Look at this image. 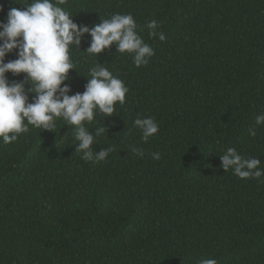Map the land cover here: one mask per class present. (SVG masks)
<instances>
[{
    "label": "trees",
    "instance_id": "obj_1",
    "mask_svg": "<svg viewBox=\"0 0 264 264\" xmlns=\"http://www.w3.org/2000/svg\"><path fill=\"white\" fill-rule=\"evenodd\" d=\"M32 2L0 0V22ZM52 2L89 28L131 14L154 55L136 67L115 44L85 52L88 34L70 46L69 95L84 92L98 63L129 89L112 116L84 122L106 128L92 145L114 148L104 161L81 158L76 127L62 118L54 130L29 125L14 142L0 139V264H264V176L220 167L235 148L264 168V125L248 135L264 113V0ZM153 19L164 41L149 36ZM146 117L159 131L144 142L134 120Z\"/></svg>",
    "mask_w": 264,
    "mask_h": 264
},
{
    "label": "clouds",
    "instance_id": "obj_2",
    "mask_svg": "<svg viewBox=\"0 0 264 264\" xmlns=\"http://www.w3.org/2000/svg\"><path fill=\"white\" fill-rule=\"evenodd\" d=\"M65 0H59L64 3ZM3 7L0 6V12ZM72 15L56 6L52 0H33L23 9L11 8L6 22H0V139L4 144L14 142L19 134L27 133L29 125L41 130H54L56 118H62L68 125L76 127L75 151L82 153L85 161H104L114 148L92 151L96 137L103 134L105 127L90 132L84 122H92L98 111L112 116L115 105L125 103L129 89L114 76L108 68L98 63L89 69L90 78L83 93L69 95L71 87L64 82L69 79L70 69H76L70 59V46L81 44L85 34L91 36L88 54H99L115 44L117 52L132 55L136 67L147 65L154 55L152 47L137 32V24L131 14H114L89 28L77 25ZM156 20L147 23L150 37L164 41L163 32H158ZM16 51L17 58L5 62V57ZM26 74L21 82H9L6 73ZM26 85H31L26 90ZM28 93H33L31 102ZM264 125V113L257 115L255 126L248 130L249 136H256V127ZM134 126L147 142L159 131V124L152 117L136 118ZM133 153L144 156L140 149ZM159 159V153H152ZM225 171L231 169L241 179L260 180L264 168L260 160L245 158L235 148H228L220 156ZM260 182L264 183V180ZM199 264H218L215 259L205 258Z\"/></svg>",
    "mask_w": 264,
    "mask_h": 264
}]
</instances>
